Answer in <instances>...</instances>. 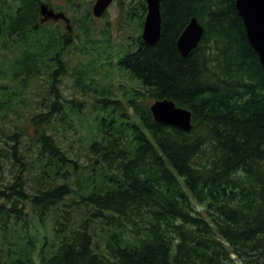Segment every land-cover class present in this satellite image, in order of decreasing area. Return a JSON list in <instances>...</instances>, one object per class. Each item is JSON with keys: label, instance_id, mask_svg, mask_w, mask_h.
Returning a JSON list of instances; mask_svg holds the SVG:
<instances>
[{"label": "trees", "instance_id": "obj_1", "mask_svg": "<svg viewBox=\"0 0 264 264\" xmlns=\"http://www.w3.org/2000/svg\"><path fill=\"white\" fill-rule=\"evenodd\" d=\"M236 2L162 0L159 44L131 39L118 60L125 98L99 100L86 126L85 102L61 90L72 33L46 28L43 0H0V39L14 43L11 58L0 47L6 109L45 83L41 110L0 148V264H264V71ZM118 10L143 28L147 0ZM193 18L205 33L184 58L177 42ZM92 21L87 8L74 25ZM163 99L193 113L190 133L154 120ZM82 129L85 152L64 146Z\"/></svg>", "mask_w": 264, "mask_h": 264}, {"label": "rangeland", "instance_id": "obj_2", "mask_svg": "<svg viewBox=\"0 0 264 264\" xmlns=\"http://www.w3.org/2000/svg\"><path fill=\"white\" fill-rule=\"evenodd\" d=\"M50 8L58 13H64L70 19V25L73 36V43L66 53V61L69 72L63 78L61 90L65 97L69 100L84 101L86 107V126L89 121H92L93 115L99 111L101 103L99 100L104 98H115L123 100L125 93L128 91V86L131 85L128 76L122 71L118 65V60L127 51H135L134 41L138 36H142L143 28H139V19H131L124 22L120 20L118 3L116 0L107 10L106 17L95 18L90 23V29L85 30L80 24L74 25V19H79L85 13L87 8H93L97 0H76L73 6L68 0H43ZM46 28H55L61 26L66 30V23L63 21H48L45 23ZM6 45L8 47L7 56L11 58L14 51V43L0 39V47ZM10 62H5L3 67L11 68ZM77 77L80 78L77 83ZM9 81L0 80V85L5 86ZM45 83L39 81L34 83L28 90L23 103L19 102L17 106L12 109H6L5 97L3 94L7 91L1 89L2 96L0 105V148L10 150L14 144L11 138L12 132L19 127L24 130L28 125V118L33 111H40L42 105L40 104L44 92ZM109 93L110 96H106ZM79 124L77 125V127ZM31 131V130H30ZM66 135L71 137L69 140L64 139V146H74L80 148L79 137L82 129L78 134L73 136V131H66ZM76 142L72 143L73 139ZM23 142L27 140L19 137ZM84 151V148L82 149ZM85 152V151H84ZM8 160L1 158V163L4 165L5 173L4 179H12L13 169L11 164H7ZM82 161L88 164L87 158L82 157ZM40 239L37 242V251L41 252V247L44 245V228L37 225ZM49 240L51 233H48ZM41 241V243H40ZM47 248V247H46Z\"/></svg>", "mask_w": 264, "mask_h": 264}, {"label": "water", "instance_id": "obj_3", "mask_svg": "<svg viewBox=\"0 0 264 264\" xmlns=\"http://www.w3.org/2000/svg\"><path fill=\"white\" fill-rule=\"evenodd\" d=\"M113 0H97L92 8L95 18H102L112 5ZM162 0H147V14L143 24L142 40L145 44L155 47L159 44L162 34ZM237 11L244 22L248 40L258 54L264 71V0H237ZM41 22L50 20H65L67 29L72 31L70 20L63 13H56L47 4L40 7ZM205 33L204 26L193 18L182 32L177 42L181 55L188 57L202 42ZM150 111L157 123L175 127L185 133L193 128V113L178 107L173 100H155L150 105Z\"/></svg>", "mask_w": 264, "mask_h": 264}, {"label": "flooded vegetation", "instance_id": "obj_4", "mask_svg": "<svg viewBox=\"0 0 264 264\" xmlns=\"http://www.w3.org/2000/svg\"><path fill=\"white\" fill-rule=\"evenodd\" d=\"M117 1V3H118V0H116ZM113 3H115V1L113 2ZM55 11V10H54ZM56 12V11H55ZM56 13H58V12H56ZM51 21H54V20H51ZM58 21H64L65 22V20H58Z\"/></svg>", "mask_w": 264, "mask_h": 264}, {"label": "bare ground", "instance_id": "obj_5", "mask_svg": "<svg viewBox=\"0 0 264 264\" xmlns=\"http://www.w3.org/2000/svg\"><path fill=\"white\" fill-rule=\"evenodd\" d=\"M194 129V128H193Z\"/></svg>", "mask_w": 264, "mask_h": 264}]
</instances>
